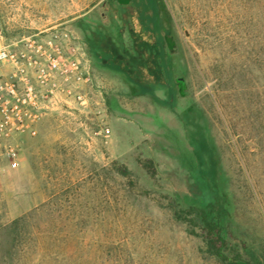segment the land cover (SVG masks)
<instances>
[{"label":"rangeland","instance_id":"1","mask_svg":"<svg viewBox=\"0 0 264 264\" xmlns=\"http://www.w3.org/2000/svg\"><path fill=\"white\" fill-rule=\"evenodd\" d=\"M132 4L0 0V45L66 32L93 75L85 106L0 153V264H229L203 238L196 177L216 193L220 251L264 264V0H155L147 29Z\"/></svg>","mask_w":264,"mask_h":264},{"label":"built area","instance_id":"2","mask_svg":"<svg viewBox=\"0 0 264 264\" xmlns=\"http://www.w3.org/2000/svg\"><path fill=\"white\" fill-rule=\"evenodd\" d=\"M67 36L34 33L0 45V153L13 157L16 138L35 135L48 111L87 104L91 66ZM108 131L103 129L104 134Z\"/></svg>","mask_w":264,"mask_h":264},{"label":"trees","instance_id":"3","mask_svg":"<svg viewBox=\"0 0 264 264\" xmlns=\"http://www.w3.org/2000/svg\"><path fill=\"white\" fill-rule=\"evenodd\" d=\"M132 2V5L134 7L133 11H135L133 14L135 15L131 17L138 18V23L142 25V28L144 27L145 29H147L149 22L146 17L145 11L146 9H150L152 11V14L154 16L156 15L155 0H132ZM152 19L154 20L155 18ZM153 23L154 26L157 25L156 20H154ZM154 29L155 28L153 27L152 30ZM146 32L147 31L144 30V34L140 33V37L142 38V42L146 46H148L150 44V37L148 38V34ZM163 38L165 40V36H163ZM155 42L158 43L159 40L156 39ZM98 48L102 51V56H98V59L102 65L123 72L129 80L138 85L140 91H152L150 82L147 79L144 81L133 74V72L128 68L126 63L121 59V57L118 56L117 53L112 51L110 48L104 47L100 44L98 45ZM196 179L198 180L197 187L200 190V200L203 203L202 205L208 207V210L200 208L195 212L196 217L201 221L203 228L206 230V234L203 236V238L206 240L208 250L229 264H248L247 260L242 259L239 256H226L220 251V245L224 243V237L221 231V222L219 219L220 215L217 212L216 215L213 214V212H215V204L217 203L216 193L214 192V189H210L209 184H207L206 181L203 180V178L200 179L199 177H196ZM18 220V218L13 219L7 226L10 227L12 225H15Z\"/></svg>","mask_w":264,"mask_h":264},{"label":"flooded vegetation","instance_id":"4","mask_svg":"<svg viewBox=\"0 0 264 264\" xmlns=\"http://www.w3.org/2000/svg\"><path fill=\"white\" fill-rule=\"evenodd\" d=\"M126 9L127 10H129L130 11V13H134V11L131 9V8H127L126 7ZM134 20H137L138 21V18H136V17H134ZM140 24V23H139ZM168 42L169 41H171V37L170 36H166V38H165ZM182 88H183V83H182V81H178V89H179V92H182Z\"/></svg>","mask_w":264,"mask_h":264}]
</instances>
